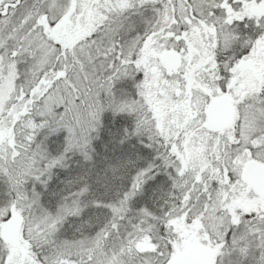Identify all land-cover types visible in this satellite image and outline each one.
Segmentation results:
<instances>
[{
	"label": "snow or ice",
	"instance_id": "snow-or-ice-1",
	"mask_svg": "<svg viewBox=\"0 0 264 264\" xmlns=\"http://www.w3.org/2000/svg\"><path fill=\"white\" fill-rule=\"evenodd\" d=\"M0 264H264V0H0Z\"/></svg>",
	"mask_w": 264,
	"mask_h": 264
}]
</instances>
